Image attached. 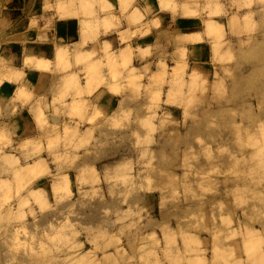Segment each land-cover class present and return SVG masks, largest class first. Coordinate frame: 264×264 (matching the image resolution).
Wrapping results in <instances>:
<instances>
[{"label":"rangeland","instance_id":"obj_1","mask_svg":"<svg viewBox=\"0 0 264 264\" xmlns=\"http://www.w3.org/2000/svg\"><path fill=\"white\" fill-rule=\"evenodd\" d=\"M194 1L201 33L157 62L58 53L38 134L0 120V264H264V0Z\"/></svg>","mask_w":264,"mask_h":264},{"label":"crops","instance_id":"obj_2","mask_svg":"<svg viewBox=\"0 0 264 264\" xmlns=\"http://www.w3.org/2000/svg\"><path fill=\"white\" fill-rule=\"evenodd\" d=\"M80 1L93 4V12L81 10L79 0H0V120L18 139L38 134L30 107L37 99H50V90L58 80V74H53L58 53H66V63L75 55L80 59L92 57L88 62L103 65V48L118 56L129 47L149 50L150 58L157 62L158 56L173 52L175 39L199 35L204 22L196 14L200 4L194 0H165L167 9L162 0H129L126 13L120 10V0ZM134 9L142 15L135 23L127 18ZM104 20L109 21L108 26ZM121 36L129 40L122 43ZM179 42L178 47L192 49ZM150 58L146 57L145 63L152 61ZM72 60L69 58L70 63ZM93 80L97 82L99 77ZM21 90L31 95L28 103L15 100ZM105 96L103 92L100 98ZM112 102L116 105L120 99L113 98ZM151 258L152 264H169L163 255Z\"/></svg>","mask_w":264,"mask_h":264},{"label":"bare ground","instance_id":"obj_3","mask_svg":"<svg viewBox=\"0 0 264 264\" xmlns=\"http://www.w3.org/2000/svg\"><path fill=\"white\" fill-rule=\"evenodd\" d=\"M60 54V53H59Z\"/></svg>","mask_w":264,"mask_h":264}]
</instances>
